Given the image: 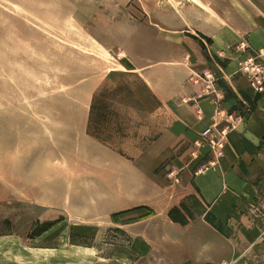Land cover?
<instances>
[{
	"label": "rangeland",
	"instance_id": "374dc122",
	"mask_svg": "<svg viewBox=\"0 0 264 264\" xmlns=\"http://www.w3.org/2000/svg\"><path fill=\"white\" fill-rule=\"evenodd\" d=\"M186 5L0 0V264L157 262L132 255L128 227L161 213L183 222L175 215L190 208L134 202V165L153 168L136 159V145H149L160 118L142 106L150 97L142 67L166 58L170 40L180 39L173 30ZM176 169L164 176L166 198L178 193ZM120 179L132 189L124 210L111 207ZM247 217L209 221L231 255L221 264H264V210Z\"/></svg>",
	"mask_w": 264,
	"mask_h": 264
},
{
	"label": "crops",
	"instance_id": "0c3cea01",
	"mask_svg": "<svg viewBox=\"0 0 264 264\" xmlns=\"http://www.w3.org/2000/svg\"><path fill=\"white\" fill-rule=\"evenodd\" d=\"M188 1L190 5L182 6L180 26L173 30L180 39L170 40L166 58L149 70L142 67L150 89L142 106L160 118L154 119L157 130L149 145H136V159L151 160L153 168L134 165V202H148L145 205L156 209L165 208L158 202H169L173 209L185 204L190 208L175 215L180 220L184 214L183 222L161 213L128 227L135 235L132 255L143 260L156 257L155 264H221L231 255L224 250V236L209 221L237 225L253 209L264 210V91L258 94L240 72L244 57L237 52L243 40L254 49L264 48V0ZM204 73L217 79V95H206V82L198 79ZM227 113L238 117V124L224 155L212 169L197 174L213 157L205 149L194 158L195 144L210 126H227ZM163 164L169 168L155 172ZM172 166L177 169L171 175L179 176L180 187L175 197L166 198L164 176ZM121 179L113 194L117 200L110 205L124 210L129 208L123 204L128 202L125 195L132 189L121 187ZM183 193L187 196L180 198ZM143 232L147 236L139 235Z\"/></svg>",
	"mask_w": 264,
	"mask_h": 264
},
{
	"label": "built area",
	"instance_id": "2783aa9c",
	"mask_svg": "<svg viewBox=\"0 0 264 264\" xmlns=\"http://www.w3.org/2000/svg\"><path fill=\"white\" fill-rule=\"evenodd\" d=\"M237 52L244 57L240 62V72L248 80L250 86L258 94H261L264 91V48L254 49L246 40H243L238 44ZM198 79L206 82L208 90L206 95H217V79L212 74L204 73L202 76H198ZM247 110L249 111L250 108ZM226 116L228 118L227 126L224 128H220L216 124L210 126L201 133L200 139L195 144L194 158H198L201 151L205 149L208 150L207 155L213 157L208 163L198 168L197 174L209 171L223 157L229 135L238 124V117H235L234 114L227 113Z\"/></svg>",
	"mask_w": 264,
	"mask_h": 264
}]
</instances>
